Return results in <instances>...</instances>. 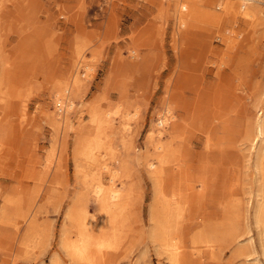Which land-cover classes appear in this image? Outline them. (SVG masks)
Masks as SVG:
<instances>
[{"label": "rangeland", "instance_id": "1", "mask_svg": "<svg viewBox=\"0 0 264 264\" xmlns=\"http://www.w3.org/2000/svg\"><path fill=\"white\" fill-rule=\"evenodd\" d=\"M207 2L0 0V264H264V4Z\"/></svg>", "mask_w": 264, "mask_h": 264}, {"label": "bare ground", "instance_id": "2", "mask_svg": "<svg viewBox=\"0 0 264 264\" xmlns=\"http://www.w3.org/2000/svg\"><path fill=\"white\" fill-rule=\"evenodd\" d=\"M186 3H187V5L191 8V9H195V10H197V9H199L200 8V6H201V3H202V1H204V0H184ZM220 1V0H219ZM208 2L209 3H212V2H217L216 4V6H219V8L221 7L222 8V10H223V15L225 16V15H228L230 18H235L236 16H238V17H241V18H247V17H253L254 15H256V14H258V13H256V12H258V11H262V9H261V7H260V3H263L264 4V0H234V1H231V0H222L221 2H218V1H216V0H208ZM207 2V3H208ZM204 4V3H203ZM211 5V4H210ZM213 5V4H212ZM214 6V5H213ZM216 10V9H215ZM222 14V13H221ZM256 16H258V15H256ZM216 17H219V18H222V16L219 14V15H216ZM228 18V17H227ZM226 18V19H227ZM255 18V17H254ZM213 19H214V17H213ZM216 19V18H215ZM226 19H225V21H226ZM256 19V18H255ZM176 20H177V22L176 23H178V28H180V27H186L185 25H186V20H185V17L181 14V13H179L178 14V16L176 17ZM236 20V19H235ZM234 20V21H235ZM241 20V19H240ZM251 20V19H250ZM250 20L248 21V22H250ZM253 20V19H252ZM251 20V21H252ZM212 21V20H211ZM217 21V20H216ZM222 21V20H221ZM225 21H222L223 23L225 22ZM229 21V20H228ZM233 20L231 21V22H234ZM246 21V20H245ZM230 22V21H229ZM229 22H228V24H229ZM244 22V21H243ZM218 23V22H217ZM216 23V24H217ZM222 23V24H223ZM226 23V22H225ZM237 23V22H236ZM253 23V22H252ZM230 25H233V24H230ZM223 26V25H222ZM250 26V25H249ZM192 27V26H191ZM225 27H226V25H225ZM229 27V26H228ZM233 27V26H232ZM224 28V27H223ZM222 28V29H223ZM236 28V27H235ZM228 29V28H227ZM227 29H225L224 30V32L227 30ZM238 29H240L239 28V26H238ZM187 30V29H186ZM235 30V29H234ZM242 30V29H241ZM178 32H180L179 30H177ZM184 32V31H183ZM229 32H231V30L229 31ZM218 33V32H217ZM221 33V32H220ZM227 33V32H226ZM237 33V32H236ZM221 35H222V33H221ZM227 35V34H226ZM225 35V36H226ZM232 35V34H231ZM238 35V34H237ZM225 36H223V37H225ZM233 37V36H232ZM235 37V36H234ZM216 38H218V37H216ZM232 39V38H231ZM234 40V39H233ZM231 41V40H230ZM221 42V41H220ZM226 43V42H225ZM229 43V42H228ZM232 43H233V41H232ZM231 44V43H230ZM229 44V45H230ZM211 46H212V44H211ZM228 46V45H227ZM235 46V45H234ZM227 48V47H226ZM230 50V49H229ZM233 50V49H232ZM74 76V75H73ZM77 76H75L73 79H72V81L71 82H66L65 84H63V85H60V86H58L57 88H56V91H55V93H54V97H55V99H57V104H58V101H62V102H64V107H63V109H64V111H63V120H65L67 117V114H65V113H68L72 108H73V101H72V99H71V94H70V89L72 88V85H73V83L75 82V78H76ZM59 105H60V103H59ZM60 108V107H59ZM109 113V112H108ZM110 114V113H109ZM91 116V120H92V122H95V124L96 123H98V124H96L97 126H96V128L98 127L99 128V120H100V117H99V112H96V110L94 109V110H92V112H91V114H90ZM101 116V115H100ZM107 118V117H106ZM105 119V118H104ZM103 119V120H104ZM101 121H102V119H101ZM164 121H166L165 119H163V118H160V120L157 122V124H159V125H162L163 123H164ZM103 123H104V121H103ZM105 124V123H104ZM104 128V127H103ZM254 130H255V132H254V134H256V136L259 138V137H261V136H263L262 135V133H263V130H264V114L262 115V116H257V118H256V120H255V122H254ZM160 131V130H159ZM102 132V131H101ZM159 133V132H158ZM99 135V134H98ZM162 135V134H161ZM90 137V136H89ZM92 138H93V136H91ZM98 137H100V136H98ZM83 138V137H82ZM101 138V137H100ZM99 138V139H100ZM80 139V138H79ZM85 139V138H84ZM84 139H82V140H84ZM90 139V138H89ZM89 139H87V141L89 140ZM81 140V139H80ZM86 140V139H85ZM101 140V139H100ZM256 140H257V138H256ZM158 141V140H157ZM79 142H81V141H79ZM92 142L93 141H89L88 143H86V141H85V144H86V149H88V147H92L91 145H92ZM82 143H83V145H82V147L84 146V142L82 141ZM98 143H100V142H97V144ZM159 143V142H158ZM78 146V145H77ZM80 146V145H79ZM78 146V147H79ZM98 146H100V145H98ZM162 143L161 144H158L157 146H156V148L157 149H159V150H161L162 149ZM254 146V145H253ZM260 146V145H259ZM84 147V148H85ZM96 147V146H95ZM264 147V146H263ZM100 148V147H99ZM165 148V147H164ZM79 149H80V147H79ZM78 150V149H77ZM261 151V153L263 152L262 151V148L260 147L258 150H256L257 151V153H256V156L258 157L259 155H260V151ZM81 151V150H80ZM84 151V150H83ZM74 152H75V150H74ZM76 152H78V151H76ZM160 153H162V152H160ZM159 153V154H160ZM76 154V153H75ZM78 154H80V152L78 153ZM262 155V154H261ZM260 155V156H261ZM263 156V155H262ZM257 157H256V159H257ZM159 158H160V156H159ZM158 158V159H159ZM260 158V157H259ZM257 161V160H256ZM160 162V161H159ZM257 162H259V161H257ZM256 162V163H257ZM262 162V161H261ZM161 163V162H160ZM259 164L260 163H258V166H259ZM261 165V164H260ZM257 166V165H256ZM258 168H260V167H258ZM261 170V169H260ZM262 173V172H261ZM103 186V185H102ZM104 187V186H103ZM103 187H101L100 185H98V186H96V188H95V193L94 194H97V197H99V201L102 203V204H104V205H109V204H113L115 201L114 200H116V198L118 197V191L116 192L115 190H112V188H107L108 189V191H106V190H104L103 189ZM261 187H262V185H261ZM262 189V188H261ZM260 188L258 189V190H261ZM263 190V189H262ZM262 190H261V192H259L260 194L262 193ZM257 193V192H256ZM264 193V192H263ZM262 193V194H263ZM173 195V194H172ZM257 195H258V193H257ZM174 196V195H173ZM259 196V195H258ZM263 196L264 195H262V197L261 198H263ZM120 198V197H119ZM118 198V199H119ZM264 199V198H263ZM261 200V199H260ZM117 203V202H116ZM116 203H114V204H116ZM258 203H259V200H258ZM257 203V207H256V209H255V217H256V221L258 220V222L261 220V218H262V213H264L263 211H264V209H263V207H262V205H260V203L258 204ZM111 206H113V205H111ZM102 207V206H101ZM104 207V206H103ZM107 207V206H106ZM108 208V207H107ZM113 208V207H112ZM80 209V208H79ZM102 211V210H101ZM104 211V210H103ZM102 211V212H103ZM75 212V211H74ZM113 212V211H112ZM105 213V212H104ZM70 215H71V213H70ZM86 215V214H85ZM104 215V214H103ZM108 215V214H107ZM105 216H106V214H105ZM87 217V216H86ZM86 217H85V219H86ZM87 219H88V217H87ZM82 221H83V219H82ZM85 221V220H84ZM89 222V221H88ZM108 222V221H107ZM84 223V222H83ZM82 223V224H83ZM161 225V224H160ZM257 225H260V224H257ZM262 225H264V222H263V224ZM84 226V225H83ZM92 226V225H91ZM161 227H162V225H161ZM160 228V227H159ZM163 229V228H162ZM264 230V229H263ZM78 231V230H77ZM159 231H161V230H159ZM164 231V230H163ZM260 231V230H259ZM262 233H264V232H262ZM262 233L260 234V235H262ZM65 234V233H64ZM77 234H78V232H77ZM76 234V235H77ZM161 235V234H160ZM159 235V236H160ZM264 235V234H263ZM162 236V235H161ZM164 236V235H163ZM79 240L75 243V244H71V248H72V250L71 251H73V253H74V255L75 256H77V257H84L85 256V253L87 252V251H89V247H92V246H94V247H96V249H98V250H100L103 246H105V244H104V242H102V241H100V240H95V239H92L89 235H88V231L86 230V229H80L79 230ZM261 237V236H260ZM75 238H76V236H75ZM159 239V238H158ZM161 239V238H160ZM171 239V238H170ZM76 241V240H75ZM176 241V239L174 240V242ZM263 241V240H262ZM67 242V241H66ZM108 242V241H107ZM172 242V241H171ZM177 243V242H176ZM263 243V242H262ZM173 244V243H172ZM168 245H170L169 243H168ZM264 246V245H263ZM108 248V247H107ZM170 248V247H169ZM171 248H172V246H171ZM176 248V247H175ZM178 248V247H177ZM264 249V248H263ZM69 251V250H68ZM178 251H179V249H178ZM170 252V251H169ZM174 252V251H173ZM70 254V253H69ZM87 255V254H86ZM178 254H177V252H175L174 253V255L173 256H175V257H177L178 258V256H177ZM71 257V256H70ZM85 258H86V256H85ZM82 261V260H81ZM87 262V261H86Z\"/></svg>", "mask_w": 264, "mask_h": 264}]
</instances>
